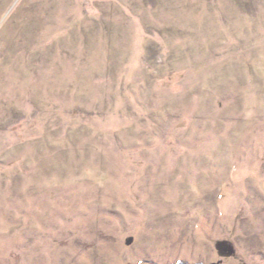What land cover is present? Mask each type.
I'll return each instance as SVG.
<instances>
[{
    "label": "rangeland",
    "instance_id": "rangeland-1",
    "mask_svg": "<svg viewBox=\"0 0 264 264\" xmlns=\"http://www.w3.org/2000/svg\"><path fill=\"white\" fill-rule=\"evenodd\" d=\"M264 264V0H0V264Z\"/></svg>",
    "mask_w": 264,
    "mask_h": 264
},
{
    "label": "water",
    "instance_id": "water-1",
    "mask_svg": "<svg viewBox=\"0 0 264 264\" xmlns=\"http://www.w3.org/2000/svg\"><path fill=\"white\" fill-rule=\"evenodd\" d=\"M178 264H195V263H190V262H188V261H179L178 262Z\"/></svg>",
    "mask_w": 264,
    "mask_h": 264
}]
</instances>
